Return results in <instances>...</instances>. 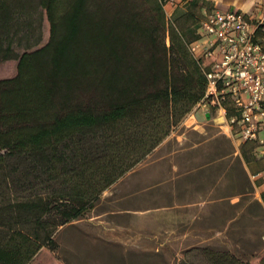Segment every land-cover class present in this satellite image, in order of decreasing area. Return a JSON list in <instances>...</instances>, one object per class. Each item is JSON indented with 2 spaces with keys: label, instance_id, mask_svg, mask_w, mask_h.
I'll return each instance as SVG.
<instances>
[{
  "label": "trees",
  "instance_id": "16d2710c",
  "mask_svg": "<svg viewBox=\"0 0 264 264\" xmlns=\"http://www.w3.org/2000/svg\"><path fill=\"white\" fill-rule=\"evenodd\" d=\"M204 4L186 0L168 21L161 0H0V65L15 64L0 76V264L55 251L58 228L202 98L188 44Z\"/></svg>",
  "mask_w": 264,
  "mask_h": 264
},
{
  "label": "rangeland",
  "instance_id": "374dc122",
  "mask_svg": "<svg viewBox=\"0 0 264 264\" xmlns=\"http://www.w3.org/2000/svg\"><path fill=\"white\" fill-rule=\"evenodd\" d=\"M176 3L163 5L166 18L172 8H185ZM178 15L181 13L174 12L167 20ZM44 35L46 40L47 24ZM14 65L12 61L0 65V76L5 72L12 75ZM190 110L171 127L157 149L116 180L117 185L101 193L82 218L102 212L106 217L136 212L143 214L139 220L143 224L152 222L146 214L160 211L179 210L188 216L174 225L160 219L153 234L127 236L122 247L107 243L109 252L100 258L96 253L103 250L84 249L87 259L94 258L89 264H213L216 254L227 253L243 263L264 264V192L260 200L250 176L264 168V161L258 160L248 145L253 163L247 170L242 146L238 150L233 145L215 122V115L194 120ZM81 228L79 221L69 230L55 233L57 249L43 248L29 264H83L84 256L77 253L88 238L76 233ZM135 238L138 251L130 240Z\"/></svg>",
  "mask_w": 264,
  "mask_h": 264
},
{
  "label": "built area",
  "instance_id": "2783aa9c",
  "mask_svg": "<svg viewBox=\"0 0 264 264\" xmlns=\"http://www.w3.org/2000/svg\"><path fill=\"white\" fill-rule=\"evenodd\" d=\"M202 13L198 38L188 47L206 80L205 90L189 114L213 113L234 141L251 143L255 155L264 158V16L251 19L216 6ZM252 178L264 186V170Z\"/></svg>",
  "mask_w": 264,
  "mask_h": 264
},
{
  "label": "crops",
  "instance_id": "0c3cea01",
  "mask_svg": "<svg viewBox=\"0 0 264 264\" xmlns=\"http://www.w3.org/2000/svg\"><path fill=\"white\" fill-rule=\"evenodd\" d=\"M185 1L186 0L184 1L175 0V3L178 2L184 6ZM204 1H205V4L203 5L202 12H203V9H205L206 7L211 8L212 6H216L218 8L223 7V8H231V9L239 10L245 13L251 19L260 18L264 16L262 13L264 12V0H204ZM175 9L176 8H172L170 14L174 12L176 14H179L185 11V8H181L180 10H175ZM250 15H253V16H250ZM208 114L209 113L205 114L201 111H197L196 113L191 115V118H193L194 120L197 118H205ZM214 120L215 122L218 123V120L216 118ZM221 130H224V129L221 128ZM224 132L231 139L233 145L239 150V148H241V144H238L236 141H234L225 130ZM157 146L155 147L156 149H157ZM257 159L264 161V158H261L259 156L257 157ZM245 162H246L245 164L248 170L249 164L253 162L246 161V160ZM263 170L264 168L262 170H258V172H261ZM258 172L250 173L251 178L254 174H257ZM254 181L257 183V184L254 183V187L258 190L257 196L260 200H262L261 194L264 192L263 182L261 179H258V180L254 179ZM117 184L118 182L115 181L112 185H117ZM107 190L108 189L103 191L102 194L105 193ZM114 201L118 202V199L116 200L114 199ZM142 215H138L136 212H131L126 215H120V216L119 215L118 216L109 215V217H106L108 216L106 212L95 213V214H92V216H90L89 218L77 219L76 221L71 222L67 225L60 226L55 233L58 234L61 230L63 231L67 228L69 230L71 226H75L77 222L82 221V228L81 230L78 229L76 233L83 234L85 238H88V243L85 245L83 249H79L77 254L84 256L83 264L84 263L89 264V262L91 263L94 262L93 260L94 258L92 259V255H91L87 259V255H86L87 253H84V249H88L89 251H91L90 249H93V248H96V250L99 249L100 251L103 250L104 252L101 251L102 253L100 254L96 253L97 254L96 257L100 258L104 256V254L109 252V250H107L108 246H106L107 243L111 242L116 246L119 245L122 247L123 245H125V238L127 236L128 237L130 236L131 238V237H139L143 233L153 234L154 226L156 225V223L158 224L160 223V219H162L163 224L174 225L176 222L180 223L184 221V219L188 216V213L179 212V210H176V211H163V212L160 211L159 213L157 212L156 214L155 213L146 214L147 217L150 216V219L152 222L140 224L139 220L143 219ZM103 218H106V219H103ZM130 240H131L132 246H134L133 248H135V250L137 251L140 250L138 247L139 245L137 243L138 242L137 238L130 239ZM78 260H81V259L78 258Z\"/></svg>",
  "mask_w": 264,
  "mask_h": 264
}]
</instances>
